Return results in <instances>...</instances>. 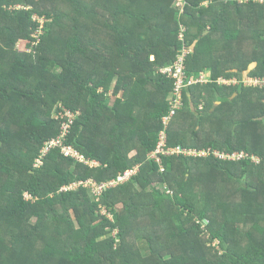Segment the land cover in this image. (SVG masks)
I'll return each mask as SVG.
<instances>
[{"label": "trees", "instance_id": "16d2710c", "mask_svg": "<svg viewBox=\"0 0 264 264\" xmlns=\"http://www.w3.org/2000/svg\"><path fill=\"white\" fill-rule=\"evenodd\" d=\"M0 264H264V1L0 0Z\"/></svg>", "mask_w": 264, "mask_h": 264}, {"label": "built area", "instance_id": "2783aa9c", "mask_svg": "<svg viewBox=\"0 0 264 264\" xmlns=\"http://www.w3.org/2000/svg\"><path fill=\"white\" fill-rule=\"evenodd\" d=\"M261 2H263L264 0H259ZM35 20H37V18H35ZM37 22L42 25L43 21L42 20H37ZM41 28L35 33L36 36H33L34 38L37 37V35H39ZM180 38L182 39V35H180ZM187 54V51L185 49H183L182 55L178 58L177 62H175L174 64H172L171 66L164 68L160 71V73L162 75L167 76L168 78L172 79L174 81V89L172 92V95L170 97L169 100V115L166 119L163 120L164 124L166 125L173 117L174 115L180 111L183 107L182 104V90L185 89L186 87L192 85V84H196V83H200L201 78L199 77V79H197L196 81H189L187 83L184 82V75H183V64H184V58ZM250 80V79H249ZM248 82V83H247ZM219 83L221 84L222 81H219ZM247 85H260L262 84L261 81L259 80H250V81H246ZM65 118L68 119V123L64 124L62 127V132L60 134V136L56 139H53L47 143L44 144L43 149L41 150V158L37 160V165L40 163V165L42 164V159L45 155H47V153H49L52 149H60L61 152L65 155V156H70V157H74L82 162H85L87 164H90L92 167L94 166V164H97L96 162H88L85 161L84 157L79 154L75 149H73V147H69L66 146V140L68 137V132H69V128L71 127V123L72 121L75 119V116L69 113H66ZM173 153H185V154H191V155H196L197 152L192 151V150H184V149H166V139H165V135L163 133H161L160 137H159V143L157 145V149L152 153L151 157L156 158L157 161H159L160 159L157 157L158 154H162V155H168V154H173ZM205 153H199V155H204ZM216 156H218V153H216ZM220 157H224V156H220ZM136 170H126L124 173L119 174L116 178L111 179L107 182H103V183H98L96 182L94 179H89L86 180L85 182H80V183H76L72 186H70V189H73L74 187L79 188L81 185L84 186L87 189L91 190V193L94 194L93 197L95 198L96 202H100L101 197L104 195V193L109 190V189H113L118 187L119 185L129 181L131 179V177L133 175H135ZM64 190H67L66 188H64ZM30 198V196H29ZM104 215L109 216V219L111 218V215L107 212H105L104 210Z\"/></svg>", "mask_w": 264, "mask_h": 264}, {"label": "rangeland", "instance_id": "374dc122", "mask_svg": "<svg viewBox=\"0 0 264 264\" xmlns=\"http://www.w3.org/2000/svg\"><path fill=\"white\" fill-rule=\"evenodd\" d=\"M243 1H245V0H243ZM183 3H184V0H173V6L175 7V6H177V7H181L182 5H183ZM175 4V5H174ZM34 36H36V34H34ZM25 43L24 42H20V43H18L17 44V49L19 50V51H24L25 50ZM209 74L208 73H205V74H201L200 75V78H201V81L202 82H200L201 84L200 85H204V84H207V83H209V81H210V78H209ZM251 80V79H250ZM249 79L247 80V81H250ZM234 83V85H235V81H230V82H222L221 84H223L224 86H230L231 84H233ZM248 83V82H247ZM113 95V86H111V87H109V93H108V99H110V101H109V105H112V102H113V98L111 97ZM118 97H119V95H118ZM202 109H203V104H200L199 105V110H201L202 111ZM57 119H58V117H57ZM38 165H40V163L38 164ZM97 165H99L98 163L97 164H94V166L93 167H97ZM74 188H77V187H74ZM73 188V189H74ZM88 191L90 192V195H91V197L95 200V198L93 197V195L94 194H92L91 193V190L90 189H88ZM96 201V200H95ZM103 213H104V210L102 211ZM106 212V211H105ZM109 217V216H108ZM110 219H112V216H111V218ZM114 233L115 232H113V234L112 235H114ZM214 246H216V245H214Z\"/></svg>", "mask_w": 264, "mask_h": 264}]
</instances>
